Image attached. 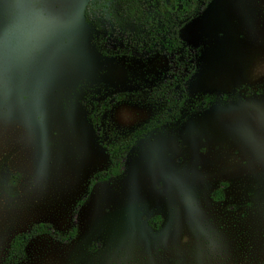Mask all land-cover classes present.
I'll return each instance as SVG.
<instances>
[{"label":"rangeland","instance_id":"obj_1","mask_svg":"<svg viewBox=\"0 0 264 264\" xmlns=\"http://www.w3.org/2000/svg\"><path fill=\"white\" fill-rule=\"evenodd\" d=\"M87 1L24 0L45 21L35 33L18 30L22 0H0V264L40 221L76 235L37 236L18 264H264V0H208L179 29L194 55L179 118L78 205L108 167L90 101L109 99L102 140L124 137L161 113L147 94L170 69L101 55Z\"/></svg>","mask_w":264,"mask_h":264},{"label":"trees","instance_id":"obj_2","mask_svg":"<svg viewBox=\"0 0 264 264\" xmlns=\"http://www.w3.org/2000/svg\"><path fill=\"white\" fill-rule=\"evenodd\" d=\"M208 0H88L83 18L95 32L97 51L108 57L161 54L170 57L169 77L150 88L148 98L163 103L162 111L151 121L124 137L102 140L101 117L110 107L109 99L90 101L87 114L90 125L108 158V167L94 172L87 180L81 205L93 186L118 176L124 160L137 140L152 130L179 118L188 97L185 83L194 71V55L179 36V29L207 4ZM114 95V101L125 97ZM47 234L65 242L75 237L76 227L59 232L50 223H34L27 231L12 236L1 264H18L25 248L35 237Z\"/></svg>","mask_w":264,"mask_h":264},{"label":"clouds","instance_id":"obj_3","mask_svg":"<svg viewBox=\"0 0 264 264\" xmlns=\"http://www.w3.org/2000/svg\"><path fill=\"white\" fill-rule=\"evenodd\" d=\"M27 8L28 5L24 3V0H22V19L18 30L20 32L32 31L35 33L42 31L45 23L44 18L40 17L34 11H27ZM6 38L11 40V34H9ZM0 43H2V40H0Z\"/></svg>","mask_w":264,"mask_h":264},{"label":"water","instance_id":"obj_4","mask_svg":"<svg viewBox=\"0 0 264 264\" xmlns=\"http://www.w3.org/2000/svg\"><path fill=\"white\" fill-rule=\"evenodd\" d=\"M166 2H168L169 0H165Z\"/></svg>","mask_w":264,"mask_h":264}]
</instances>
